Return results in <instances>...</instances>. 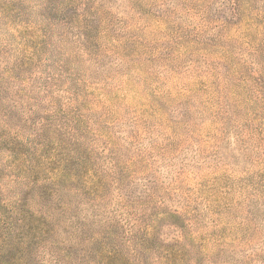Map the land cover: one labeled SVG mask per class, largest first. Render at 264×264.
Segmentation results:
<instances>
[{"label": "rangeland", "instance_id": "obj_1", "mask_svg": "<svg viewBox=\"0 0 264 264\" xmlns=\"http://www.w3.org/2000/svg\"><path fill=\"white\" fill-rule=\"evenodd\" d=\"M4 218L0 264H264V0H0Z\"/></svg>", "mask_w": 264, "mask_h": 264}, {"label": "trees", "instance_id": "obj_2", "mask_svg": "<svg viewBox=\"0 0 264 264\" xmlns=\"http://www.w3.org/2000/svg\"><path fill=\"white\" fill-rule=\"evenodd\" d=\"M23 209L24 208H23L22 205H20V206L18 205V208H12L11 210L13 212H16L17 210H18V212H24ZM30 227H31V223L24 222L23 224L20 225L19 228H16V223H15V225H13L12 222H11V220L9 218H8V220H5V218L2 219L0 221V229H1V231L3 233H2V237L0 238V248H2L4 246H9V243H8L9 236H12V234L17 233V232L20 233L19 232L20 231V228L21 229H24V228L25 229H29Z\"/></svg>", "mask_w": 264, "mask_h": 264}]
</instances>
